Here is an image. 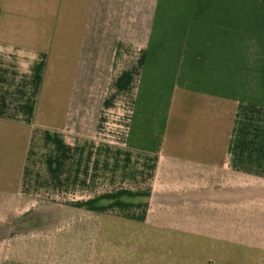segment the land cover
<instances>
[{"label": "crops", "instance_id": "crops-1", "mask_svg": "<svg viewBox=\"0 0 264 264\" xmlns=\"http://www.w3.org/2000/svg\"><path fill=\"white\" fill-rule=\"evenodd\" d=\"M0 264H264V0H0Z\"/></svg>", "mask_w": 264, "mask_h": 264}]
</instances>
